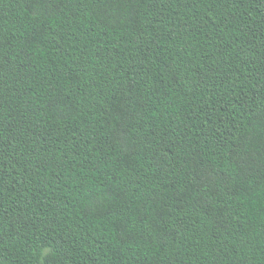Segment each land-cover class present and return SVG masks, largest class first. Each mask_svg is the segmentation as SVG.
I'll return each instance as SVG.
<instances>
[{"label": "trees", "instance_id": "16d2710c", "mask_svg": "<svg viewBox=\"0 0 264 264\" xmlns=\"http://www.w3.org/2000/svg\"><path fill=\"white\" fill-rule=\"evenodd\" d=\"M0 264H264V0H0Z\"/></svg>", "mask_w": 264, "mask_h": 264}]
</instances>
